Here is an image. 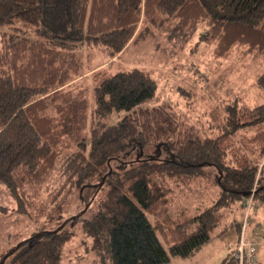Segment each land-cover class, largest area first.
<instances>
[{"label": "trees", "instance_id": "16d2710c", "mask_svg": "<svg viewBox=\"0 0 264 264\" xmlns=\"http://www.w3.org/2000/svg\"><path fill=\"white\" fill-rule=\"evenodd\" d=\"M143 23L171 25L168 32L184 40L203 25L198 42L213 45L214 57L236 46L264 62V0H0V199L23 213L27 192L47 191L57 172L58 194L71 192L80 206L65 221L76 220L82 243L109 264L189 259L220 228L238 242L246 229L238 215L264 207L263 106L224 105L216 132L200 139L191 129L179 133L168 109L144 106L155 85L140 68L109 63L90 73L88 89L70 86L80 76L79 51L95 48L112 59ZM256 84L264 91V75ZM239 133L250 134L252 159L240 152L231 161L228 141ZM154 147L162 157H135L137 148ZM206 183L209 203L160 219L178 191ZM52 209L46 224L65 216L61 201ZM73 234L34 232L0 264H60ZM221 264L237 263L228 253Z\"/></svg>", "mask_w": 264, "mask_h": 264}, {"label": "rangeland", "instance_id": "374dc122", "mask_svg": "<svg viewBox=\"0 0 264 264\" xmlns=\"http://www.w3.org/2000/svg\"><path fill=\"white\" fill-rule=\"evenodd\" d=\"M146 25L141 24L139 32L124 50L112 59L95 48H83L79 51L80 76L73 80L70 86L88 89L90 73L109 63L108 67L112 70L140 68L151 76L155 85L153 98L144 106L168 109L179 133L191 129L200 139L209 138L216 132V126L223 119L221 108L224 105L237 101L248 108L264 107V91L256 84V79L264 75V62L252 59L248 55L242 56L240 53L242 49L236 46L231 47L225 55L214 57L213 45L198 42V36L205 30L203 25H199L193 36L187 40H184L177 30L168 32L171 25L163 24L160 28ZM91 96L89 90L87 95L89 113L93 109ZM121 115V112L112 113L109 117L110 124L116 122ZM249 135L239 133L229 139L233 152L228 159L233 161L240 152L252 159L251 153L255 145L253 141H249ZM136 156L142 159L162 157L163 152L160 147L137 148ZM57 176V172L52 175L50 185L46 186L47 191L40 188L32 193L27 192L23 198L25 205L23 213H17L15 203L1 196L0 256L34 232L61 227L74 234L63 247L60 264H109L103 252L95 254L89 244L82 243V237L76 228V220L65 221L80 206H77L78 202L74 200L71 192L67 195L65 189H61L58 194L61 179L59 180ZM203 185L208 192L201 187ZM203 185L178 191L160 219L174 220L183 214H191L203 204L209 203L211 199L209 192L212 187L210 183ZM59 201L62 202L61 212L62 216L65 215L64 218L60 216L54 223L46 224V214L52 212L53 206ZM263 208L258 205L257 209L253 207L247 209L246 206L241 213L238 212L240 213L238 218L246 225L243 232L245 240L255 242L257 264H264V236H260L264 233ZM256 227L257 235L254 233ZM226 232L220 228L216 235L220 237ZM213 241L206 243L197 252L200 257L199 263L194 260L195 253L192 258L171 259L168 264H221L227 253L224 250L219 252L213 250L211 246Z\"/></svg>", "mask_w": 264, "mask_h": 264}, {"label": "built area", "instance_id": "2783aa9c", "mask_svg": "<svg viewBox=\"0 0 264 264\" xmlns=\"http://www.w3.org/2000/svg\"><path fill=\"white\" fill-rule=\"evenodd\" d=\"M244 228V224L242 227V230ZM256 252L257 249L255 245L250 244L247 242L243 235L241 234L239 241L235 244V246L228 251L229 256L233 261H235L237 264H256L257 258H256Z\"/></svg>", "mask_w": 264, "mask_h": 264}, {"label": "crops", "instance_id": "0c3cea01", "mask_svg": "<svg viewBox=\"0 0 264 264\" xmlns=\"http://www.w3.org/2000/svg\"><path fill=\"white\" fill-rule=\"evenodd\" d=\"M255 236V235H254ZM237 238L232 230H228L226 233L221 235L211 243L212 249L216 252L224 250L228 255V250H230L236 244ZM230 248V249H229ZM195 262H200V257L198 253L194 255Z\"/></svg>", "mask_w": 264, "mask_h": 264}]
</instances>
